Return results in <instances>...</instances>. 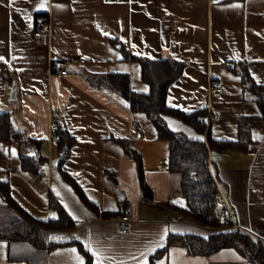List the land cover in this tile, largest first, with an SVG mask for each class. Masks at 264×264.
Returning <instances> with one entry per match:
<instances>
[{"label":"crops","instance_id":"crops-1","mask_svg":"<svg viewBox=\"0 0 264 264\" xmlns=\"http://www.w3.org/2000/svg\"><path fill=\"white\" fill-rule=\"evenodd\" d=\"M40 14L50 20L43 38L34 36ZM122 44L138 56L187 64L169 88L167 104L189 114L203 108L220 113L209 128L215 140L238 141L240 118L261 114L233 68L246 64L264 84V0H0V113H11L17 133L40 141L0 142V183L33 217L57 218L56 202L75 223L71 230L49 231V243L65 245L45 250L0 240V264H86L81 244L92 255L97 252L103 264H149L171 233L208 234L207 228L143 200L136 162L114 139L127 140L142 154L156 204L184 205L180 176L168 168L169 142L159 139L147 114L132 112L115 92L85 78L126 73L134 91L150 93L141 64L124 59ZM56 59L66 61L67 75L52 72ZM215 80L224 84L219 97L211 94ZM52 112L76 139L63 159L51 141ZM164 118L172 130L201 138L183 119ZM250 134L245 151L210 152V170L237 227L264 241V125L250 127ZM21 154L36 168H25ZM108 171L116 172L118 182ZM7 202L0 193V210L8 209ZM125 209L132 226L121 234L120 214L106 215ZM94 260L97 264V256ZM157 264L253 263L232 248L203 256L175 245Z\"/></svg>","mask_w":264,"mask_h":264},{"label":"trees","instance_id":"trees-1","mask_svg":"<svg viewBox=\"0 0 264 264\" xmlns=\"http://www.w3.org/2000/svg\"><path fill=\"white\" fill-rule=\"evenodd\" d=\"M113 43L117 45L118 42L113 41ZM121 51L124 59L137 61L141 64L143 79L150 85V93L144 94L134 91L131 76L126 73L86 74L85 78L98 89H109L115 92L129 103L132 112L145 113L150 117L157 129L159 139L169 142L168 168L170 172L180 176L181 193L185 204L179 205L172 201L156 204L153 200V192L145 179L142 154L131 147L127 140L115 138L114 140L125 150L126 156L136 162L143 200L151 205L166 209L171 214L181 215L185 220L200 227L215 229L214 232L208 234L171 233L165 246L151 255L149 264H157V261L175 245L185 248L191 255L203 256H210L222 249L232 248L249 262L264 264V241L247 231L232 228L233 222L226 221L221 217V207L218 204L220 192L210 170V152L245 151L252 140L250 127L264 125V84H258L253 79L246 64L239 63L233 68V72L242 78L245 91L257 103L261 114L256 117H241L239 120V140L221 142L212 137L210 129L206 133V125L200 120V117L206 113L204 108L189 114L171 108L167 104L169 88L185 71L187 67L185 62L171 58L149 59L138 56L123 44ZM164 115L183 119L199 132L201 138H190L172 130ZM57 133V150L66 146L73 147L76 139L67 129L59 126ZM205 133L207 140L204 139ZM14 141H18L20 144L27 141L40 142L25 138L22 134L17 133L13 126L11 113H0V142L12 143ZM21 159L25 168H36V164L30 156L21 154ZM107 173L114 182H118L115 171H108ZM69 180L76 191L83 196V192L75 179L69 177ZM0 193L8 201V209L0 210V240L8 242L25 241L41 250L65 245L48 242L49 231L71 230L75 227V223L56 202L52 203V207L58 211V217L39 219L30 215L12 197L8 185L0 183ZM125 211L126 209L118 213H108L106 216L115 217L119 214L121 216ZM74 243L80 244L79 241ZM80 247L86 258V264H95L94 256L85 250L82 244Z\"/></svg>","mask_w":264,"mask_h":264},{"label":"built area","instance_id":"built-area-1","mask_svg":"<svg viewBox=\"0 0 264 264\" xmlns=\"http://www.w3.org/2000/svg\"><path fill=\"white\" fill-rule=\"evenodd\" d=\"M50 33V20L49 17L40 14L37 16L36 20V25H35V30H34V36L37 38H43L44 36L49 35ZM226 66H231L230 62L226 63ZM52 72L57 73L60 75H67L68 74V66L67 63L64 59H56L52 62L51 66ZM223 88L224 84L220 80H215L211 82V94L212 96L219 97L223 93ZM221 118L220 113H215L212 110H209L207 113L203 114L200 117V120L202 123L206 125V129L209 130L210 126L217 121L218 119ZM51 119H52V124H51V141L55 142L58 140V129H59V124L56 122V116L52 112L51 113ZM208 132V131H207ZM72 152V147L71 146H66L63 149L57 150L56 151V156L59 159L65 158L67 156H70ZM40 165V162L37 164ZM215 179V178H214ZM216 182V180H215ZM217 184V182H216ZM218 204L221 207V217L226 220V221H232V228L237 229V224L235 222L234 218V213L233 210L229 204V201L227 198L221 193L220 198L218 199ZM176 221H181L180 216H175ZM119 223V232L121 234H127L132 226V221L130 218L129 210L125 212V214L121 215L120 218L118 219Z\"/></svg>","mask_w":264,"mask_h":264},{"label":"snow or ice","instance_id":"snow-or-ice-1","mask_svg":"<svg viewBox=\"0 0 264 264\" xmlns=\"http://www.w3.org/2000/svg\"><path fill=\"white\" fill-rule=\"evenodd\" d=\"M12 2L15 3V0H12ZM0 59H3V58L0 57ZM165 231H167V229H166ZM90 250H91V249H90ZM72 251L75 252L76 250L73 249ZM93 255H94V256H97V264H103V261L99 259V254H98L97 252H95L94 250H93ZM81 264H83L82 261H81Z\"/></svg>","mask_w":264,"mask_h":264},{"label":"rangeland","instance_id":"rangeland-1","mask_svg":"<svg viewBox=\"0 0 264 264\" xmlns=\"http://www.w3.org/2000/svg\"><path fill=\"white\" fill-rule=\"evenodd\" d=\"M25 148V147H24ZM208 229V233H210V232H214L215 231V229H212V228H207ZM220 230V229H219ZM218 231V230H217Z\"/></svg>","mask_w":264,"mask_h":264}]
</instances>
